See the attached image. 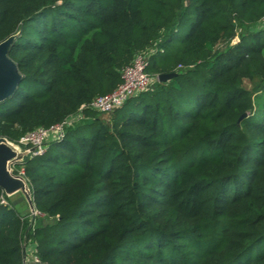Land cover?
<instances>
[{
	"label": "trees",
	"instance_id": "1",
	"mask_svg": "<svg viewBox=\"0 0 264 264\" xmlns=\"http://www.w3.org/2000/svg\"><path fill=\"white\" fill-rule=\"evenodd\" d=\"M263 17L264 0H0L12 141L113 92L139 54L177 72L17 164L44 215L0 204V264H26L25 241L48 264H264Z\"/></svg>",
	"mask_w": 264,
	"mask_h": 264
},
{
	"label": "built area",
	"instance_id": "2",
	"mask_svg": "<svg viewBox=\"0 0 264 264\" xmlns=\"http://www.w3.org/2000/svg\"><path fill=\"white\" fill-rule=\"evenodd\" d=\"M264 24V17L261 20ZM149 64L147 55L139 54L136 56L133 64L123 69V82L117 88L105 95L96 96L88 104L82 105L80 110L65 120L52 124L50 126H39L19 139V143L27 148L34 147L35 149L29 154L30 157L43 154L50 142L60 141L66 134L68 126L82 120L84 115V108H90L102 114H110L116 108L121 107L131 96H134L142 91L154 87L155 82L159 81L158 75H153L147 72ZM17 164L15 165V167ZM18 173L24 174V168L21 167ZM8 199L5 194L0 196V204H8ZM44 214L37 209L32 212L31 218L36 216H43ZM24 261L26 264H48L43 262L37 254L35 244L32 242H24L23 244Z\"/></svg>",
	"mask_w": 264,
	"mask_h": 264
},
{
	"label": "water",
	"instance_id": "3",
	"mask_svg": "<svg viewBox=\"0 0 264 264\" xmlns=\"http://www.w3.org/2000/svg\"><path fill=\"white\" fill-rule=\"evenodd\" d=\"M16 36L17 34H12L0 42V103L13 94L23 77L17 64L9 56L10 46ZM175 75L177 72H169L161 73L158 77L159 81L166 82ZM34 149V147L27 148L19 142L0 136V187L8 197L21 193L32 212L36 210V206L33 201L31 186L24 174L15 171V165L23 162ZM34 219L33 216L32 222Z\"/></svg>",
	"mask_w": 264,
	"mask_h": 264
},
{
	"label": "rangeland",
	"instance_id": "4",
	"mask_svg": "<svg viewBox=\"0 0 264 264\" xmlns=\"http://www.w3.org/2000/svg\"><path fill=\"white\" fill-rule=\"evenodd\" d=\"M236 40H238V38H236ZM245 84L250 87V83L248 81H246ZM105 117L108 118L109 115H105ZM8 202L16 207L22 216H28V214L30 213L29 219L31 218L32 211L30 210L28 203L21 193H16L8 197ZM46 221L47 219L45 220V222Z\"/></svg>",
	"mask_w": 264,
	"mask_h": 264
}]
</instances>
